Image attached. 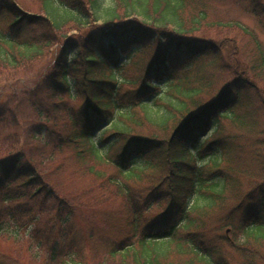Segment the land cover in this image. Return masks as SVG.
Instances as JSON below:
<instances>
[{"label": "trees", "instance_id": "obj_1", "mask_svg": "<svg viewBox=\"0 0 264 264\" xmlns=\"http://www.w3.org/2000/svg\"><path fill=\"white\" fill-rule=\"evenodd\" d=\"M233 3H246L264 21V0ZM209 4L39 0V12L30 14L0 0L10 19L0 32V236L29 254L1 255L0 264H233L230 253L237 264H264L255 245L264 249V47L236 21L214 23L225 33L217 44L193 38L207 25ZM72 29L77 35L54 48L33 86L19 83L55 34ZM240 29L254 43L244 61L235 60L241 54L230 32ZM151 46L156 51L142 69L134 57ZM226 47L235 62L230 78L208 104L191 103L200 90L183 87L190 70L208 54L220 63ZM131 66L136 73H128ZM183 99L199 111L190 112ZM23 102L37 123L27 124ZM226 118L238 132L225 133ZM103 163L115 174L95 169ZM78 172L91 177L85 194L114 190L129 217L125 226L106 213L99 223L97 202L83 204V193L59 181ZM153 207L163 211L141 225ZM88 208L96 219L83 216ZM85 223L92 241L86 255L77 230ZM108 230L127 236L117 240ZM43 244L46 258L36 252Z\"/></svg>", "mask_w": 264, "mask_h": 264}, {"label": "rangeland", "instance_id": "obj_2", "mask_svg": "<svg viewBox=\"0 0 264 264\" xmlns=\"http://www.w3.org/2000/svg\"><path fill=\"white\" fill-rule=\"evenodd\" d=\"M12 2L15 3V5L20 8L22 11L30 13V14H35L36 12H39V0H11ZM209 15L207 19V25H203L201 30L194 34L193 38H196L197 40H203L205 42H213L214 44H217V41L221 40V36L225 35L223 32L222 34L219 33V30L217 29L216 25L214 23L218 21H236L239 24L245 28L249 34H252L255 36L257 41L261 44V47H264V21L261 18H258L254 14H252L248 8V5L246 3H233V0H209ZM7 10L4 6L0 5V32H7L8 30V25L10 23V19L8 17H3L2 13H6ZM232 35H235L237 37V50L240 52L239 59L235 58V60L238 61H244L246 51L250 49L251 47H254L253 40L248 36L247 33H245L243 30H237V31H232ZM77 30L72 29V31H64L61 33L55 34L53 37L52 43L49 45H46V48L44 49L43 53V59L42 62L39 63L36 66V69L34 70L33 73L31 74H21L20 75V80L19 83H23L26 80V83L28 86H33L32 81L36 80L39 75H43L44 71H46V68L50 67L53 60H54V55H55V49L56 47H61L65 45L67 38L73 39L77 35ZM209 50L214 51V49H217V47H208ZM156 47H147V49H143L140 54L136 55L134 59L138 62L140 67L143 69L145 64L152 58ZM225 51L222 54V61L220 63H216V61L213 59L214 55L208 54V57H205L206 59H203L200 62H196L193 66V68L190 70V80L186 84L183 85L184 88L188 87L190 88H197L200 90V92L195 95L194 98H192V101H200L202 103V106H204L206 103L208 104L211 102V96L215 95V93L226 83L228 78L231 76V71L232 69L235 68V62L234 58L231 59V54L229 48L226 47L224 48ZM236 57V56H235ZM232 60V61H231ZM222 63L227 66H222ZM234 66V68H233ZM130 71L128 73H136L135 67L131 66ZM40 75V76H41ZM131 80L134 79V76H127ZM125 89H130L129 85H126L124 87ZM166 94V93H165ZM168 96V94H167ZM6 97L4 96L0 97V100H3ZM172 100H174V97L168 96ZM57 97L52 94V100L53 102L57 101ZM167 98V97H166ZM184 103L186 105L189 104L190 107V112H196L197 109L193 108L190 105L189 100L183 99ZM49 104L51 102H48ZM76 107H78L81 104L80 100H76L75 102L72 103ZM200 107V106H199ZM20 111L21 113H26L28 114L27 118V124H33L34 122H38V118L34 111L30 109L29 105L26 102H23L20 106ZM199 111V110H198ZM197 111V112H198ZM196 112V113H197ZM236 112L239 114V116H243L245 113L244 110L241 109H236ZM243 120L244 118L247 119V121H250L249 118L247 117H242ZM245 119V120H246ZM221 124L223 125L222 127L225 128V133H236L239 131L238 124L236 122H232L230 119H222ZM251 126V124H249ZM255 128V127H254ZM12 128H6L2 129L5 134H7L9 131H11ZM144 130V128H143ZM143 130H140L143 132ZM254 133L257 130V128L253 129ZM145 136V135H141ZM96 170L100 171L103 174L106 175H111L115 174V168L113 165L110 164H105L103 163L102 165H95L94 166ZM87 174L78 172L75 174H63L61 177H59V181H61L64 184V187L68 190L72 191H77L79 193H83L81 195L82 197V203L84 204L85 202H89V204L93 205L95 202H97L95 206V212L99 214V223L102 218V214L106 213L107 216L110 218L111 222H115L118 219L120 220V224L126 225L128 222V218L123 215V206L120 203V197H118L115 193L114 190L111 188V191L109 193H105V195L100 194V190H94L90 191V193H84L87 191V187L89 183L91 182V177L86 176ZM144 184V183H143ZM142 184V185H143ZM94 186L98 187L99 182L94 183ZM106 195H109L106 196ZM102 199V200H101ZM163 211L162 209H158L157 207H153L149 209L146 213H143V218L141 219V225H144L145 223H150L154 219H156L159 215V213ZM121 213V215H118ZM89 216L92 218L96 217L89 212L88 210L84 211L83 216ZM91 229L89 224H79L77 225V230L82 234L80 240L82 241V246L85 248V255L88 253L92 247V241L88 239V232ZM97 228L96 231H98ZM226 229V228H225ZM95 233V231H94ZM107 233H109L113 238H117V240L125 239L127 234L125 233H114L112 230H108ZM233 232H229L228 236L232 237ZM27 240L30 241L33 245L37 243V240L34 238H31V236H27ZM35 243V244H34ZM14 241L10 237L6 236H0V256L1 255H10L14 251H18L20 253L22 258H26L28 254L25 251H19L17 247L14 246ZM258 249H262L264 252L263 246L260 244H255ZM36 247V246H35ZM38 249V250H37ZM71 246H68L66 250H64V253H69L71 252ZM36 252L39 253L40 257L46 258L49 255V247H47L45 244L43 246H37ZM26 253V254H25ZM29 255V254H28ZM230 256V257H229ZM227 258L233 263L237 264L239 258L233 254L230 253ZM30 258V256L28 257ZM7 263L10 261L7 259Z\"/></svg>", "mask_w": 264, "mask_h": 264}]
</instances>
